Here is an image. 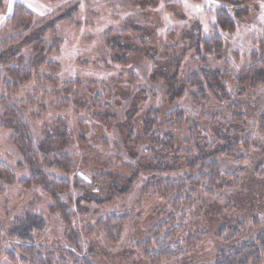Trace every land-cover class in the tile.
<instances>
[{
	"label": "rangeland",
	"instance_id": "rangeland-1",
	"mask_svg": "<svg viewBox=\"0 0 264 264\" xmlns=\"http://www.w3.org/2000/svg\"><path fill=\"white\" fill-rule=\"evenodd\" d=\"M17 4L31 13L35 25L42 26L77 7L71 18L59 22L44 36L49 47L60 41L48 59L58 70L51 73L44 66L38 76L34 74L28 83L9 95L13 105L25 109L23 115L36 141L45 128L57 122H62L73 136L66 154L75 166V176L67 178L54 171L49 174L67 179L72 185L69 193L58 197L72 204L68 211L73 215L71 224L78 235L79 250L68 244V231L59 216L49 213L53 206L49 197L14 186L0 196V264H21L7 259V254H15L16 250L6 231L14 218L26 212L39 213L47 221L46 232L35 235V245L57 249L58 256L69 253L67 264L83 258L94 264H152L148 253L154 254L157 243L178 229L171 236L169 247L182 255L176 261L161 264H214L221 251L256 240V222L264 224V131L260 129L264 123V88L242 100L247 124L245 142L237 144V151L229 147L226 154L214 158L227 184L208 194L203 189L207 185L201 177V167L195 172L180 167L187 164V156L200 155L197 140L205 143L206 149L225 145L219 137L228 127L221 128V122L226 119L231 123V113H227L228 107H220L210 98L196 107L188 89L172 108L168 107L163 75L153 74L160 57L155 55L151 61L147 52L151 48L158 55L173 49L184 50L198 37H212L216 12L224 7L235 19L236 29L232 34L220 32L223 57L209 58L206 65L228 72V86L233 92L236 77L252 64V56L264 52V0H59L55 4L46 0H5L0 9V47L12 38L26 36L24 32L16 33L7 23ZM126 23L141 25L145 30H131ZM117 32L125 33L136 49L129 52L126 66L113 63L115 51L104 42L107 35ZM23 56L29 63V50H24ZM180 65L177 76L184 81L189 73L202 67V62L191 49ZM2 91L0 88V98L4 97ZM100 96L98 108L102 109L95 108L98 115L92 116V101ZM75 98L87 103L86 108L74 106ZM174 111L187 120L172 132L177 150L185 158L177 166L179 171L147 172L137 152H132L135 157L129 154L134 146L130 142L139 138L136 125L149 112L158 113L162 123ZM101 114L114 115L115 119L100 123L97 119ZM215 116L220 120L216 121ZM129 118L134 122L129 124L130 129L118 127ZM165 128L164 135L168 132ZM196 128L202 133L199 137L197 132L193 133ZM230 133L235 136V129ZM140 147L145 149L146 144L141 142ZM0 162L15 173L18 182L29 177L28 169L10 143V134L1 128ZM118 167L122 168L117 175L120 180L117 176L114 180L118 188L110 193L102 189L91 196V191H95L92 183L100 184L103 176L111 177ZM75 180L83 187L77 188ZM112 217L124 220L123 234L116 245H111L103 229ZM231 231L238 234L225 243L226 234ZM191 238L194 246L189 248ZM149 241L151 249L146 246Z\"/></svg>",
	"mask_w": 264,
	"mask_h": 264
},
{
	"label": "trees",
	"instance_id": "trees-1",
	"mask_svg": "<svg viewBox=\"0 0 264 264\" xmlns=\"http://www.w3.org/2000/svg\"><path fill=\"white\" fill-rule=\"evenodd\" d=\"M4 1L0 0V9L4 8ZM46 1L55 4L59 0ZM135 4L139 6V3L135 2ZM76 10L77 7H74L64 13V15L50 21L49 24L42 26L35 25L31 13L17 4L14 5L12 17L7 21L16 33L24 32L26 36L23 39L12 38L4 42L0 47V88L3 90L2 93L4 95V97L0 98V128L10 134V143L28 169L29 177L18 182L15 173L7 165L0 162V196L6 192V188L19 186L24 189L39 191L41 194L49 197L53 202V206L49 208V213L54 216H59L68 231L66 235L68 244L76 250H79L78 235L73 230L71 224L73 215L68 211L69 205L72 206V204L65 203L58 197L60 194L69 193L72 185L67 179H59L49 174V172L54 171L56 174H62L67 178L73 175L75 176V166L71 158L66 154V151L73 143V136L62 122H57L54 126L45 128L40 140L36 141L32 135L31 127L23 115L22 111L25 109H19L13 105L10 100L11 95H9V93L16 92L19 86L28 83L34 74L38 76L39 71L44 66L51 73L58 70L55 67L56 65L48 62V59L60 44V41H55L54 46L49 47L44 41V36L47 32L53 31L59 22L71 18ZM216 15V23L212 25V37H198L194 41V44L192 43L184 50L173 49L164 51L161 55H158L155 48H151L147 52V57L151 61L154 60L155 55L160 57V60L155 63L157 68L153 74L155 77L158 72L163 75L161 79L166 88L168 107L172 108L184 96L188 89L192 92L191 99L196 107H200L210 98L218 106L228 107L227 113H231V123H228L226 119L221 122V128L224 126L228 127L226 128L227 131L219 137L225 141V145L222 147L217 145L214 148L209 147L206 149L205 143L202 144L197 140L201 151L200 155L192 156L191 158L185 155L187 156V164L180 167L194 172L201 167V177L205 179L207 185L203 189L208 194H212L213 191L218 190L222 186L221 184H227L226 180L222 179L219 165L213 161L214 158L226 154L229 150L237 151L238 146H240L237 144L245 142L243 137L247 124L245 123L242 100L248 97L250 93H256L264 88V52H262L261 56H258L257 53L252 56V64L245 66L236 77L233 92L229 90L228 86V82L231 80L230 74L219 68L214 69L206 65L209 58L220 60L223 57L224 45L220 32L232 34L236 29L235 19L230 15L228 9L222 7L217 10ZM126 24H128L126 28L134 31L141 32L145 30L138 24ZM123 34L125 33L117 32L112 35L109 34L105 37L104 42L111 47L110 49L112 51H115L113 54V63L126 66L128 65L129 52L136 51V49L132 48L130 39H127ZM191 49L195 50L196 55L201 58L202 67L189 73L184 81H180L177 76V71L181 66L182 58ZM24 50H29L31 54L29 63L23 56ZM144 52L145 50L142 53ZM45 78L50 80L49 77ZM77 99H74V106L79 109L86 108L88 104H82L81 101L77 102ZM100 102H102V96L92 101V104L95 105L94 107L92 106V116L98 115L94 111L95 108L102 109L101 107L98 108L100 105L98 103ZM99 117L101 118L97 120L100 123H109L115 119V116L111 114H101ZM165 118L161 123L159 114L153 112H149L140 118L138 125H136L139 131V138L135 137V140L130 142L134 146L133 148L130 147L129 154L132 155V152L136 151L141 160L145 162V164H142V168L147 172L168 173L175 170L179 171L180 168H177V166L185 158L177 150L176 141L172 132L176 126L183 125L187 120L178 111H174L168 118ZM215 120L218 121L220 118L215 116ZM216 121L215 123H217ZM132 122V119L129 118L118 127L121 129L128 127L130 129L131 126L129 124H132ZM164 127L168 131L166 135L162 131ZM221 128L219 129L223 130ZM213 129L215 130L214 127ZM233 129H235V136H230V132ZM260 129L264 131V123H261ZM195 132H197L198 137L202 134L197 128L193 133ZM80 142L85 143L84 139H80ZM141 142L146 144L145 149H141ZM229 147L230 149L227 150ZM132 156L135 157L134 155ZM121 169V167H118L113 170L114 175H111V177L108 174L103 176L104 180L100 184L95 185L92 183L91 188H95V191H91V196L94 197L102 189H104V193L115 191L114 189L118 188L115 181L116 178L120 180V175H117L121 174ZM262 173L264 174V172ZM112 182L114 185H109ZM75 184L77 188L83 187L77 180H75ZM123 221L121 218L112 217L108 220L109 223L103 228L105 229L104 235L111 245L119 244L124 230ZM259 224L256 222V227L259 230L254 242L244 243L238 248L230 246L228 249L219 253L214 264H264V224ZM47 227L46 219L39 213L26 212L14 218L6 231V236L14 245L16 253L7 254V259L11 263L19 261L21 264L69 263L70 259L67 260V256L71 258L69 253L61 254L59 255L61 257H59L57 249H45L35 245V235L44 234ZM178 232L179 229L172 232L174 233L173 235H166L162 241H157L155 253H148V259L153 261L152 264L176 261L182 255V252L173 251L172 247H169L171 236H175ZM236 234L238 233L235 231L227 232L225 243L226 241L233 240L237 236ZM192 241V238L189 239V248L194 246V242ZM1 245L2 235L0 232V247ZM146 246L151 249L152 241H149ZM57 256L63 260L57 259ZM72 262L74 264H94L89 258H83L77 261L72 260Z\"/></svg>",
	"mask_w": 264,
	"mask_h": 264
}]
</instances>
